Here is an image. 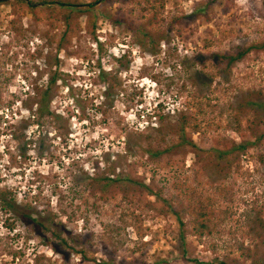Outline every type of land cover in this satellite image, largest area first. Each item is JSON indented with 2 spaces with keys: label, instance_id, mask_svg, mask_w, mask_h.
<instances>
[{
  "label": "rangeland",
  "instance_id": "rangeland-1",
  "mask_svg": "<svg viewBox=\"0 0 264 264\" xmlns=\"http://www.w3.org/2000/svg\"><path fill=\"white\" fill-rule=\"evenodd\" d=\"M99 1L74 37L53 6L0 4V194L22 209L0 203V264H263L264 141L248 123L264 99V0ZM250 46L229 70L214 58ZM53 73L61 129L25 110ZM183 113L200 125L184 139L170 127ZM134 132L159 156L126 151ZM204 150L231 153L217 171ZM110 163L134 183L89 182ZM200 209L210 240L191 234ZM24 213L62 223L69 247Z\"/></svg>",
  "mask_w": 264,
  "mask_h": 264
},
{
  "label": "trees",
  "instance_id": "trees-1",
  "mask_svg": "<svg viewBox=\"0 0 264 264\" xmlns=\"http://www.w3.org/2000/svg\"><path fill=\"white\" fill-rule=\"evenodd\" d=\"M131 2H139V0H130ZM216 0H212L211 2H214ZM9 2H15L18 5H24L29 9H41L43 7H54V11H59L60 13L64 14V24H65V30L63 32V36L65 34H71V37H74L77 33V29L79 28V19L83 16L87 18L86 20V27L93 28L96 24L95 18L97 17V9H96V4L100 2L99 0L94 2V3H89V4H76V3H71L68 0H0V4H5ZM135 4V3H134ZM153 14L156 16V10L153 9ZM144 16V15H143ZM93 33V30H92ZM148 39H151L152 36L149 34H145ZM252 46L246 47L244 49H241L240 51L236 52L233 55H216L218 62L220 64H224V68L230 69V66L242 59L247 53H249L252 50ZM101 77L102 81L108 80V76L110 74L104 73V71H101L99 74ZM111 79L114 78V76H110ZM58 80V76L56 73H53L48 78V81L46 83V86L43 89L38 90L35 92L34 97L32 98V101L30 105L25 106V110L29 113V118L31 119L32 125H35L39 127L41 125V121L44 118L47 117H52L55 124H57L58 129L61 126L63 116L59 113H54L53 111L50 110V104L54 99V88L55 84ZM111 89L109 90L108 88L105 89L103 92V96L105 98V103H101L104 106L111 105ZM262 96V100L259 102H255L254 104L259 108V110H256L252 116V120L249 121L248 123V129L253 132V135L255 136V143H260L261 141H264V130L263 132H258L257 127H260L261 125H264V99H263V93H260ZM108 102V103H107ZM241 111H243V107H241ZM171 129H175L174 131H177L179 136H181L183 139L185 137V130L187 127H191L195 130H197L200 125L199 123H190V119L187 117L186 114H180L178 116L177 122L170 126ZM61 129V128H60ZM153 130L161 135L164 131L162 125H159L158 128H153ZM255 132V133H254ZM134 134L133 136L135 137L136 141L134 143L129 142V146L126 147V151L131 152V153H136V152H145L147 155H149L151 158H155L159 156L160 152L159 151H152V147H150V144L145 146L143 141L141 140L142 134L140 132H134L131 133V135ZM129 141V140H128ZM127 141V144H128ZM189 144L191 147H193L196 150V155H200L203 151L199 149L193 141H189ZM252 143L250 142H245L242 144H238L233 146L235 150L238 151H246L249 146ZM254 144V143H253ZM207 154L206 157L209 158L213 162V167L219 171L222 169V166H220V162L223 160H227V157L230 155L231 152L229 151H223V150H204ZM204 153V152H203ZM205 154V153H204ZM212 157V159H211ZM213 158L215 162L213 161ZM220 161V162H219ZM109 173L111 176L107 177H102V178H94V177H89L90 181L89 182H94V183H99V182H104V185H110L111 183H117L121 181L122 179H126V177H120L119 175L115 174V166H113V163H110ZM129 183H134L132 180H128ZM144 188H147L145 185H141ZM150 194V191H148ZM152 194V193H151ZM0 203L2 206L6 209H8L9 212L15 213V214H21L20 205L17 203L16 197L13 196L10 192H5L3 194H0ZM27 220H29L31 223L35 225V227L39 228L41 233L44 232H51V235L55 238L57 243L59 245H62L63 247H69L68 244V239L61 237V228L63 227L62 223L58 222L56 224L53 223V218H48L45 220L41 214H38V216L33 217L30 213H24L23 214ZM177 220L179 221V224L183 226V223L179 216L177 215ZM47 224V225H46ZM50 224V225H49ZM53 224V226H51ZM214 227L213 221H211L208 218V214L204 209H200L197 213V217L195 218V225L191 229V234L196 236L199 239L205 238L207 240H210L214 238ZM52 228V229H51ZM51 244V243H50ZM52 246V245H51ZM51 248H54L56 250L55 246H52ZM215 245L211 244V249L215 250ZM58 252V251H57ZM217 264H228L225 261H221ZM262 264V263H261ZM264 264V263H263Z\"/></svg>",
  "mask_w": 264,
  "mask_h": 264
}]
</instances>
